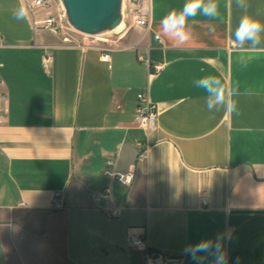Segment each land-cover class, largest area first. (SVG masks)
Instances as JSON below:
<instances>
[{
	"label": "crops",
	"instance_id": "obj_1",
	"mask_svg": "<svg viewBox=\"0 0 264 264\" xmlns=\"http://www.w3.org/2000/svg\"><path fill=\"white\" fill-rule=\"evenodd\" d=\"M216 2L217 17L189 18L183 46L159 20L184 0H143L148 28L130 25L114 44L77 46L52 32L33 39L40 31L32 14L19 26L11 15L18 0H0L2 264H147L128 244L142 232L151 249L176 258L167 264H213L212 255L193 260L185 248L219 235L227 264H264V33L255 48L234 39L243 16L264 24V0ZM245 57L246 67L237 62ZM207 75L226 90L239 86L235 111L207 110L195 83ZM142 92L158 110L149 134L136 122ZM143 140L151 147L138 161ZM108 158L135 169L132 186L103 174ZM107 186L111 197L92 198ZM55 193L63 208L53 207ZM112 204L126 206L121 217L99 207Z\"/></svg>",
	"mask_w": 264,
	"mask_h": 264
},
{
	"label": "built area",
	"instance_id": "obj_2",
	"mask_svg": "<svg viewBox=\"0 0 264 264\" xmlns=\"http://www.w3.org/2000/svg\"><path fill=\"white\" fill-rule=\"evenodd\" d=\"M22 2L24 5L28 6L29 13L32 14L33 16L32 22H33L34 30L36 32L39 31L40 29L48 30L55 35L61 36V39L64 43L73 44L77 46L88 45L85 39L80 41L79 39L74 38L72 36L70 32L74 30L71 29L70 26L68 25L65 18L64 10L62 8L59 7L60 11L56 14L48 12V14L44 17L36 16L35 13L40 8L47 10L50 9L52 7L53 0H22ZM142 7H143V0H125V21H127L128 19L126 24H128V22L130 21L131 26L142 27V28L149 27V19L143 12ZM129 26H127V28ZM94 37L97 38L98 36H94ZM1 39H2V35L0 33V42ZM158 39L160 38L158 37ZM101 59L104 62L110 61L109 49H105L104 53L101 56ZM51 60H52V55H47L43 61L44 66H47ZM139 60H146L147 62H150L149 59H146L142 54L139 55ZM3 65L4 63L0 58V69L3 67ZM153 67H154V72H159L163 68V64L157 63ZM2 99H6V96L3 95ZM138 99L140 100L141 104L137 108L136 122L139 127H141L147 134H149L157 126V121H158L157 106L150 101L148 95L144 92L138 94ZM4 110L5 109L2 103L0 102V122H2ZM137 145L139 148L138 161H143L149 153L151 147L150 143L148 140H143V141H138ZM102 172L105 176H107L111 180L119 182L120 184L126 187L132 186L136 175L135 169H131L128 171L117 169L116 161L113 158H108L105 161ZM112 193H113L112 188L110 186H107L103 189L93 190L91 192V196L94 200H96L99 199L100 197H111ZM59 196H60L59 193H55L52 198L54 208L64 207V203ZM199 199L203 206L208 204L207 195L204 190H200ZM99 207H101L105 211L106 215L109 218L121 217L126 208L125 205L120 206L116 204H112L111 206L108 207H104V206H99ZM128 244L131 247L138 248L144 251L145 260L147 264H167L169 262H173L176 260V258L169 256L168 254L162 251L151 249L147 243V238L144 232L140 234L130 235L128 237Z\"/></svg>",
	"mask_w": 264,
	"mask_h": 264
},
{
	"label": "clouds",
	"instance_id": "obj_3",
	"mask_svg": "<svg viewBox=\"0 0 264 264\" xmlns=\"http://www.w3.org/2000/svg\"><path fill=\"white\" fill-rule=\"evenodd\" d=\"M239 7L245 8V0H236ZM28 6H19L14 11V18L17 21L24 20L28 16ZM215 18L219 15V5L216 0H184L179 10H173L165 14L160 20L162 33L174 40L178 46L186 45L192 38L188 24L189 18L197 16ZM264 33V24L259 22L253 16H243L237 24L234 31V39L239 46L250 44L255 48L261 43V34ZM250 59L245 57L238 58L237 62L242 66H247ZM196 87L203 89L207 93V110L209 112L219 111L221 108H227L235 111L238 102L235 97L241 95L239 86L234 91L226 90L224 83L215 75L201 77L196 82ZM245 94L253 95L252 90ZM224 236L219 235L212 239L201 240L197 243L186 246L185 253L190 255L193 260L201 261L204 256L200 254H210L213 256V264H227V252L224 248Z\"/></svg>",
	"mask_w": 264,
	"mask_h": 264
},
{
	"label": "water",
	"instance_id": "obj_4",
	"mask_svg": "<svg viewBox=\"0 0 264 264\" xmlns=\"http://www.w3.org/2000/svg\"><path fill=\"white\" fill-rule=\"evenodd\" d=\"M71 29L90 36L120 33L126 28L125 0H59ZM5 257L0 236V264Z\"/></svg>",
	"mask_w": 264,
	"mask_h": 264
},
{
	"label": "rangeland",
	"instance_id": "obj_5",
	"mask_svg": "<svg viewBox=\"0 0 264 264\" xmlns=\"http://www.w3.org/2000/svg\"><path fill=\"white\" fill-rule=\"evenodd\" d=\"M23 5V2L22 0H18V7L19 6H22ZM60 8H62L59 0H55L54 3L52 4V7L51 9H43V8H40L39 10L36 11V16L38 17H44L48 14V12H52L53 14H56L60 11ZM63 9V8H62ZM14 11L15 10H12L11 11V15H12V18L14 20L15 23H17L19 26H21L23 24V20L21 21H17L15 18H14ZM128 21V19H127ZM130 25V21L128 22V26ZM40 33L37 34V36L35 35V37L33 36V39L35 38H39L40 35H43L45 34L46 36H49V34H51V32H47V31H43V30H39ZM72 34V36L74 38H77L79 39L80 41L85 39L86 42L90 43V44H114L116 40H118V38H120V36L123 34H120V33H114V34H108V35H105V36H101L102 38H96L94 36H90V35H86V34H82L80 32H76V31H71L70 32ZM147 56V55H146Z\"/></svg>",
	"mask_w": 264,
	"mask_h": 264
},
{
	"label": "bare ground",
	"instance_id": "obj_6",
	"mask_svg": "<svg viewBox=\"0 0 264 264\" xmlns=\"http://www.w3.org/2000/svg\"><path fill=\"white\" fill-rule=\"evenodd\" d=\"M126 23H127V21H126ZM127 26H128V24H126V28H127ZM126 28L123 31H121L120 34L124 33L126 31ZM97 38H102V37L98 36Z\"/></svg>",
	"mask_w": 264,
	"mask_h": 264
}]
</instances>
